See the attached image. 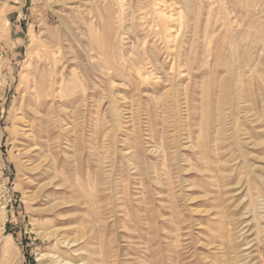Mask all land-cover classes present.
<instances>
[{
	"label": "rangeland",
	"instance_id": "374dc122",
	"mask_svg": "<svg viewBox=\"0 0 264 264\" xmlns=\"http://www.w3.org/2000/svg\"><path fill=\"white\" fill-rule=\"evenodd\" d=\"M194 1L0 3V264H57L64 237L81 238L58 250L78 264H264V51L252 73L249 41L231 47L244 0ZM160 10L182 13L181 42ZM112 49L126 78L101 68ZM60 70L66 91L39 100Z\"/></svg>",
	"mask_w": 264,
	"mask_h": 264
},
{
	"label": "bare ground",
	"instance_id": "6f19581e",
	"mask_svg": "<svg viewBox=\"0 0 264 264\" xmlns=\"http://www.w3.org/2000/svg\"><path fill=\"white\" fill-rule=\"evenodd\" d=\"M165 1V0H164ZM176 1H178V2H180V1H187L188 3H190V4H193V2H195L194 0H176ZM241 1H243V0H241ZM249 0H244V2H243V4L242 5H246V6H243L242 8H243V12H244V15H245V25H246V29L245 30H243L242 28L240 29V30H238L237 29V32H236V36H234V41H233V43L231 44V47L232 48H234V50H235V48H237L238 47V44H237V42H239V40L242 38L241 36H243V38H245L247 41H249L247 44H244V45H246V48H248V55H247V59H245L246 61V63H247V65L250 67V70L252 71V73H255V72H257L258 71V68H259V64H262V62L263 61H261L262 59H263V57H259L260 59H259V61H257L256 59V61L257 62H255V60L253 59V57L255 56V55H253L254 54V51L255 50H253V49H259V50H262V51H264V21H263V17L262 16H260V15H258L256 12H255V8H256V2L254 3L255 5H253V4H251V1H249L250 2V4H249V2H248ZM142 2V1H141ZM246 2H248V3H246ZM147 4V3H146ZM233 5V4H232ZM241 5V4H240ZM149 6V5H148ZM199 6V5H198ZM124 7V6H123ZM150 7V6H149ZM255 7V8H254ZM164 9V8H163ZM167 9V8H166ZM227 9V8H226ZM229 10V9H228ZM229 12V14H231V13H233L234 12V10L232 9V10H229L228 11ZM157 15H158V19H159V22H160V26H161V32H159V33H161V34H163L164 35V38H171L172 39V41L174 42V44H175V42H177L178 43V41H180L181 42V40L182 39H180L181 38V35H182V28L184 27V24L187 22L186 20L185 21H183V18H182V13L181 12H179V16L177 17V16H174V14L173 13H168V12H163V11H161L160 10V12H158L157 13ZM174 17V18H173ZM176 17V18H175ZM236 19V18H235ZM173 22V23H172ZM175 22V23H174ZM172 24H176V25H172ZM174 27H176V28H174ZM232 27V26H231ZM173 28L174 29H176L175 31H172L173 30ZM159 31V30H158ZM158 35V34H157ZM170 39V40H171ZM169 41V40H168ZM168 41H164L165 42V44H167L168 43ZM113 45V44H112ZM177 45V44H176ZM178 46V48H179V45H177ZM180 47H181V45H180ZM194 40H193V42L191 43V46H190V49H189V51H191V53L194 51ZM182 49V48H181ZM180 49H178V50H176V51H179ZM233 50V49H232ZM251 50H252V52H251ZM262 53V52H261ZM131 54V53H130ZM129 54V55H130ZM246 55V54H245ZM245 55H244V57H245ZM261 55V54H260ZM259 55V56H260ZM264 55V54H263ZM262 55V56H263ZM133 56V59H135L134 60V65L135 66H139L138 68H139V70H138V73H139V75L144 79V80H148V78H150V77H152L151 76V72H147V71H144V68L141 66L140 67V65H139V61H138V59L137 58H135L134 57V55H132ZM181 56H182V53H181V51L179 52V54L178 55H176L175 56V59L177 60V59H181ZM253 56V57H252ZM256 58V57H255ZM193 59L190 57V56H187V58L185 59V61H184V64H181V65H183V66H185V70H184V74L185 75H187L188 77H190V78H193V76L195 75V73L196 72H198V69L199 68H195L194 66H193V61H192ZM131 61V60H130ZM133 61V60H132ZM132 61H131V63H132ZM152 62V61H151ZM130 63V62H129ZM149 63V62H148ZM158 63H159V61H158ZM174 63V62H173ZM120 64V62H119V60H118V58H116L115 57V50H111V54L110 55H108V57H107V60H106V62H105V67H101V68H103L104 70H106L107 72L106 73H109L110 75L112 74V76H114L115 77V79H116V77H121V78H126V75L124 74L125 73V71L123 70V69H121L120 70V68H119V65ZM153 64V63H152ZM155 64V63H154ZM177 65V64H176ZM149 66H150V64H149ZM202 66V65H201ZM247 66V67H248ZM158 67V66H157ZM203 67V66H202ZM137 68V67H136ZM137 68V69H138ZM155 68V67H154ZM171 68H172V66H171ZM148 69V68H147ZM146 69V70H147ZM200 70V69H199ZM102 71V70H101ZM129 71H131V70H129ZM195 71V72H194ZM57 72H58V70H56V71H54L53 73H55V75L57 74ZM61 72V73H60ZM60 72H59V74L57 75V76H55V78H50L49 79V81H47V80H42V82H41V84H42V91L41 92H39V100L41 99V97H44V98H48V97H50L51 99H55L56 100V95L54 94V92L55 91H57V88H54V86L53 85H55V84H60L59 86V88L58 89H60L59 90V93L61 94V96H62V94L66 91V86H64V87H61V85H65V76H64V74H63V71H61L60 70ZM104 72V71H103ZM172 72V71H171ZM181 72V71H180ZM186 72V73H185ZM105 73V74H106ZM61 74V75H60ZM256 74H258V73H256ZM255 74V75H256ZM133 75V74H132ZM135 75V74H134ZM109 76V75H108ZM129 76V75H128ZM260 76V75H259ZM60 77V78H59ZM106 77H107V75H106ZM111 77V76H110ZM114 77H113V79H114ZM133 76H131V78H132ZM135 77H137V76H135ZM112 79V80H113ZM239 79V78H238ZM111 83H112V81H111ZM143 85V84H142ZM56 93V92H55ZM74 94H76L75 92H74ZM73 94V95H74ZM111 101V100H110ZM114 101H115V99H114ZM73 102V101H72ZM232 106V105H231ZM118 107V106H117ZM235 107H236V105H235ZM237 108V107H236ZM234 114H232V116H233ZM235 116V115H234ZM236 120H237V118H236ZM248 131V130H247ZM116 132V131H115ZM171 134V133H170ZM247 135H248V139H250L249 140V144H251V145H254V146H257V145H259L260 143H257L255 140H254V130H253V132L252 131H248L247 133H246ZM237 137V136H236ZM253 146V147H254ZM36 149V148H35ZM226 213V212H225ZM235 218V217H234ZM1 219H3L4 220V218H1ZM230 232V231H229ZM60 233V229L59 228H56V229H53L52 231H50V232H48V234L49 235H51V236H57L58 234ZM81 238H67V237H64V238H59L58 239V241H59V243L58 244H56V249H57V251L55 250L54 252H53V256H54V258H55V262L57 263V264H78V262L76 263L75 261V258L73 257V254H71L70 252H69V250L70 249H68V250H66L65 251V253L64 254H62V253H59L58 252V250L60 249L59 248V244H60V242H61V244L63 245H65L67 248H70L72 245L71 244H77V241L78 240H80ZM234 242V241H233ZM233 242H232V244H233ZM213 242H211V244H212ZM62 245H60V246H62ZM80 249H82V247H80V248H78V249H74V248H72L71 247V252H76V251H79ZM220 250V249H219ZM11 252V251H10ZM224 253V252H223ZM238 253V252H237ZM232 255V254H231ZM228 257V256H227ZM232 257V256H231ZM228 259V258H227ZM229 259H230V257H229ZM8 264H9V262H8ZM237 264V263H236Z\"/></svg>",
	"mask_w": 264,
	"mask_h": 264
},
{
	"label": "crops",
	"instance_id": "0c3cea01",
	"mask_svg": "<svg viewBox=\"0 0 264 264\" xmlns=\"http://www.w3.org/2000/svg\"><path fill=\"white\" fill-rule=\"evenodd\" d=\"M19 7L21 8V12L13 9L8 10L10 14L11 13L15 14L13 15L14 17L12 16V19L8 22L9 23L8 29L10 30L9 32L10 36L6 38V44L10 47L12 51H15L14 46L16 45V43H22L24 39L28 36L26 35L25 32V25H26L25 21L26 19H30V18L28 14L24 13L25 2L23 4H20ZM12 34H15L14 38L11 37Z\"/></svg>",
	"mask_w": 264,
	"mask_h": 264
},
{
	"label": "built area",
	"instance_id": "2783aa9c",
	"mask_svg": "<svg viewBox=\"0 0 264 264\" xmlns=\"http://www.w3.org/2000/svg\"><path fill=\"white\" fill-rule=\"evenodd\" d=\"M3 1H4V0H0V3L3 2ZM2 57H3V55L0 54V60H1Z\"/></svg>",
	"mask_w": 264,
	"mask_h": 264
}]
</instances>
